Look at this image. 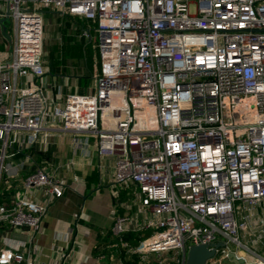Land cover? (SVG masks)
Wrapping results in <instances>:
<instances>
[{
	"label": "built area",
	"instance_id": "2783aa9c",
	"mask_svg": "<svg viewBox=\"0 0 264 264\" xmlns=\"http://www.w3.org/2000/svg\"><path fill=\"white\" fill-rule=\"evenodd\" d=\"M3 1L0 183L18 178L6 159L20 136L87 134L115 158L114 184L138 189V214L114 213L120 264H187L199 245L215 250L206 264H264V0ZM42 9L92 23L94 92L50 95ZM22 187L0 203V264L37 263L35 236L65 190L42 168ZM128 233L145 237L132 246Z\"/></svg>",
	"mask_w": 264,
	"mask_h": 264
},
{
	"label": "crops",
	"instance_id": "0c3cea01",
	"mask_svg": "<svg viewBox=\"0 0 264 264\" xmlns=\"http://www.w3.org/2000/svg\"><path fill=\"white\" fill-rule=\"evenodd\" d=\"M3 10L4 1L0 0V11ZM41 12L44 26L46 18L53 14L62 19L82 20L79 23L83 32L92 27V23L84 18L64 15L54 9H42ZM89 24L90 27L86 28L85 25ZM8 32L11 41L5 38L0 26V61L10 59L13 45L11 23ZM2 46L8 48L1 50ZM47 66L51 68L50 63ZM52 76L47 71L45 81L53 97L61 87L56 89ZM13 153L16 155L7 158L6 165L17 171L18 178L10 187H7L6 177L2 179L0 203L23 192L22 181L38 168L54 173L65 185L63 197L52 203L35 236L36 264H120V260L128 261L123 259L122 250L115 246L111 228L116 211L138 214V189L134 184L125 188L114 184L115 158L100 157L93 136L47 130L31 142L28 135H22L9 151V154ZM122 194L133 197L125 200ZM27 195L36 200L43 197L38 190H31ZM10 235L14 240H26L30 234L28 230H13Z\"/></svg>",
	"mask_w": 264,
	"mask_h": 264
},
{
	"label": "rangeland",
	"instance_id": "374dc122",
	"mask_svg": "<svg viewBox=\"0 0 264 264\" xmlns=\"http://www.w3.org/2000/svg\"><path fill=\"white\" fill-rule=\"evenodd\" d=\"M194 6H191V10H194ZM46 23L44 26V55L43 59L45 61V66L47 67L46 71L52 73L53 83L57 88L61 87L62 97L58 101L63 102L65 97L69 94H84L80 91V80L83 75L82 70V60L80 57L81 44L89 45L94 51V38L95 33L90 31L89 33L83 32L82 26L79 22L82 20L78 18L74 19H62L60 16L53 15L46 18ZM75 22L76 24H73ZM70 37L74 39L71 42V46L67 45L66 38ZM92 38V39H91ZM58 44L59 50L63 53L67 52L69 57L66 61L61 60L60 64L51 69H48L47 64L50 62L49 51L51 46ZM7 46H2L1 50H6ZM90 92L95 91V83H92Z\"/></svg>",
	"mask_w": 264,
	"mask_h": 264
},
{
	"label": "trees",
	"instance_id": "16d2710c",
	"mask_svg": "<svg viewBox=\"0 0 264 264\" xmlns=\"http://www.w3.org/2000/svg\"><path fill=\"white\" fill-rule=\"evenodd\" d=\"M85 27L89 28L90 24L88 26L85 25ZM66 40H67V45L70 47L71 46L70 44L74 39L67 37ZM1 42L2 40L0 39V43ZM49 53H50L49 62H50V66L52 69L57 67L60 64L61 60L66 61L69 57V54L67 52L63 53L59 50L58 44L51 46ZM80 57L82 60V70H83V75L81 77L80 84H79L80 91H82L83 93H88L89 89L92 86L95 72L96 70L98 71L100 70V66L97 64L94 51L92 50L91 47H89V45L86 46L85 43L81 44ZM122 195H123L122 199H125V200L131 199L133 197L131 196L129 198L127 195H124V194ZM144 237H145L144 233H139V234L128 233L124 235V239L128 241L130 245L132 246H136L139 243V241L142 240ZM122 255H123V259L126 260V257L124 256L125 253L123 250H122Z\"/></svg>",
	"mask_w": 264,
	"mask_h": 264
},
{
	"label": "water",
	"instance_id": "95a60500",
	"mask_svg": "<svg viewBox=\"0 0 264 264\" xmlns=\"http://www.w3.org/2000/svg\"><path fill=\"white\" fill-rule=\"evenodd\" d=\"M10 24L9 12H6V16L4 18H0V26L1 31L5 38L11 41V36L8 32V26ZM216 247L221 246V244H216ZM215 254V250H209L208 246L199 245L192 246L187 253V264H206L207 260L213 257Z\"/></svg>",
	"mask_w": 264,
	"mask_h": 264
}]
</instances>
